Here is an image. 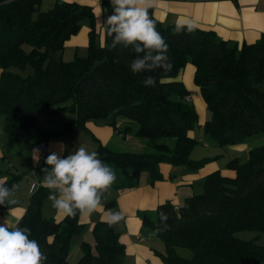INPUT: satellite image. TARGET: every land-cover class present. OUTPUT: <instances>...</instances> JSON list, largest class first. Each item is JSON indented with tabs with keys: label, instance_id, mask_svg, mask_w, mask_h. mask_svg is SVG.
Instances as JSON below:
<instances>
[{
	"label": "trees",
	"instance_id": "obj_1",
	"mask_svg": "<svg viewBox=\"0 0 264 264\" xmlns=\"http://www.w3.org/2000/svg\"><path fill=\"white\" fill-rule=\"evenodd\" d=\"M42 0H0V115L6 135L3 158L16 142L30 130L38 131L44 140L59 133L84 127L89 120L115 127L119 119L137 125L135 135L146 139L150 151H115L99 144L94 152L104 163H110L133 177L146 172L150 183L162 178L161 163L184 166L195 171L211 157L192 159L190 153L197 140L190 131L198 125V112L184 85L181 73L187 63L194 66L192 81L199 90L210 118L203 133L219 147L240 143L264 133V32L251 42L229 43L212 29L195 25L176 31V23L164 24L149 16L166 41L171 68L134 74L131 63L136 53L121 45L112 47V36L103 22V43L96 38L93 7L76 1H57L53 7L39 10ZM104 21L112 14L110 0H100ZM90 31L85 56L56 59L52 55L78 33L82 20ZM25 45L30 49L26 50ZM25 76L13 69L24 71ZM156 83L146 86L147 77ZM65 112L71 118H63ZM61 121V131L40 127L39 114ZM174 138L173 145L163 141ZM36 144V143H35ZM34 146V145H33ZM10 155V154H9ZM232 176L220 170L207 174L200 193L193 194L175 207L170 201L159 204L154 217L140 213L144 227L164 245L155 253L163 264H261L264 245L259 235L244 239L240 231L264 233V145L252 147L248 158L228 161ZM22 172L0 169L6 186L20 182ZM49 190L39 186L13 227H27L45 257L43 264H69L72 238L85 224L79 214L60 220L43 215ZM104 208L116 205L108 193ZM14 205H9L12 207ZM7 206L0 205L4 214ZM167 215V228L160 213ZM159 229V230H158ZM94 242L80 243L81 255L74 264H124L125 247L120 233L107 221H97L91 228ZM177 248H188L192 256L183 257Z\"/></svg>",
	"mask_w": 264,
	"mask_h": 264
},
{
	"label": "crops",
	"instance_id": "obj_2",
	"mask_svg": "<svg viewBox=\"0 0 264 264\" xmlns=\"http://www.w3.org/2000/svg\"><path fill=\"white\" fill-rule=\"evenodd\" d=\"M57 1H76L91 5L96 24L103 26L105 16L100 0H47V3L53 2L54 5ZM151 7L155 17L164 24L176 23L177 20L191 21L203 29L214 30L218 36L229 43L251 42L264 32V0H153ZM100 19L101 23L98 22ZM89 31L88 22H82L78 33L65 41L63 49L67 47L72 51L78 46H82L87 51ZM99 32L101 41H103L102 27ZM193 72L194 66L187 63L181 73V79L190 90V98L198 112V132L196 133L193 129L189 133L192 137L199 139L200 143L206 147L204 148L206 152L202 153L204 155L195 156L192 149L190 156L195 160L202 157H211V159L195 171L186 170L184 166L161 163L159 170L162 178L153 183H150V177L146 172H142L136 178L131 175L130 171H123L110 163H105L112 168L116 175V181L108 193L109 198L115 199L116 205L111 209H106L103 206L90 217L81 218L85 227L80 234L72 238V247L68 255L69 264H74L80 257L82 241H88L91 244L94 242L91 228L97 221H107L109 210L119 211L123 215V219L113 226L120 233L119 239L125 247L124 264H163L154 250L163 253L164 245L154 233L143 226L140 213L144 212L147 216L154 217L156 207L165 201H170L175 207L181 206L187 197L202 191L203 181L207 174L214 170H220L222 174L232 176L234 171L227 167L230 159L237 158L240 162H244L252 147L264 145V133H258L259 136L256 139H252L251 137L254 136L252 135L246 141L224 148L212 144L210 140L206 142L202 139L204 136L202 126L210 118V112L207 110L198 88L193 84ZM260 87L264 90V81L260 83ZM39 119L41 129L62 130L59 120V124L44 126L42 125L44 122L45 124L56 122H52L46 116H43V121L41 118ZM2 121L3 117L0 115V168L3 169V166L6 165L12 171L23 173L15 195L17 203L12 206L15 208V214L9 216V209L4 214L0 213V225H4L8 219L11 222L10 228L18 223L32 193L39 186H43V169L50 168L46 164V159L50 154L55 153L61 158H66L81 146H84L89 152H94L99 144L107 145L116 151L137 150L134 148H141V150L145 148L146 150L148 148L146 141L135 135L137 126H134L133 123L130 124V128L125 129L126 121L124 119H119L115 127L89 120L84 127L59 133L56 137L48 140H44L41 134L35 130L38 134L37 139H30L29 136L18 140L14 147L6 153L7 156L3 158L6 135L3 131ZM22 140L23 142H21ZM40 141H45L47 153L37 162L33 159V155L39 154L33 150V145ZM127 143L130 144L127 145ZM15 157L19 159L18 164L13 162ZM44 208L47 209V215L44 213ZM42 212L44 216H53L56 220L64 217L57 214L48 197L44 200Z\"/></svg>",
	"mask_w": 264,
	"mask_h": 264
},
{
	"label": "clouds",
	"instance_id": "obj_3",
	"mask_svg": "<svg viewBox=\"0 0 264 264\" xmlns=\"http://www.w3.org/2000/svg\"><path fill=\"white\" fill-rule=\"evenodd\" d=\"M112 14L104 23L112 36V47L121 45L131 48L137 55L131 63L134 74L153 72L157 69L168 71L171 68L168 45L157 31L156 24L150 18L148 9L153 0H110ZM189 31L195 28L191 21H176V31L184 27ZM146 86L156 83L151 76L144 81ZM33 159L39 161V155ZM50 168L43 169V186L49 190L48 200L58 215L81 218L90 217L103 207L106 193L116 181L112 168L98 158L96 152H89L84 146L79 147L66 158L55 153L46 159ZM7 177L0 178V205L7 206L9 216L15 214L16 192L19 185L6 186ZM167 215L160 213V220L166 224ZM123 219L119 211L109 210L107 222L110 226ZM7 219L0 225V264H43L45 257L35 239H30L31 230L19 226L10 228ZM159 230V229H158Z\"/></svg>",
	"mask_w": 264,
	"mask_h": 264
},
{
	"label": "rangeland",
	"instance_id": "obj_4",
	"mask_svg": "<svg viewBox=\"0 0 264 264\" xmlns=\"http://www.w3.org/2000/svg\"><path fill=\"white\" fill-rule=\"evenodd\" d=\"M51 7H53V2H48L47 3V0H42L41 1V3L39 4V10L40 11H45V10H47V9H49V8H51ZM103 10V9H102ZM103 14H104V16H105V11L103 10ZM84 21H87V20H82V22H84ZM98 22H100L101 23V19H100V21H98ZM100 25V26H99ZM100 27H102V29H103V26H102V24H96V30H97V32H98V37L96 38V42L98 43V44H101L103 41H101V36H100ZM25 48H26V50H29L30 49V46L29 45H25ZM64 50V51H63ZM74 53H77V55L78 56H85L86 55V48L85 47H82V46H78L77 48H75V49H73L72 51L70 50V49H68L67 47L65 48V49H62L61 51H57V52H55L52 56L54 57V58H56V59H59L60 57H63V59L64 60H69V59H71L72 57H73V55H74ZM14 71H17V72H19L20 74H22V75H26V74H28L29 72H30V68L28 67L26 70H24V71H19V70H16V69H13ZM264 81V80H263ZM2 116V115H1ZM43 116H47V115H45L44 113H40L39 114V118H41L42 119V121H43ZM73 115L72 114H69V113H67V112H65V114L63 115V118H71ZM47 117H50L51 118V116L49 115V116H47ZM52 122H56V123H50V124H45V122L42 124V125H44V126H50V125H56V124H59L58 123V120L57 119H54V121L53 120H51ZM134 124V126H137L135 123H133ZM198 125H196L195 127H194V131L197 133L198 132ZM30 136V139H37L38 138V134L36 133V131L35 130H30L29 132H28V134H27V136L25 137V138H27V137H29ZM258 136L259 135H254L253 137H251L252 139H256V138H258ZM138 137V136H137ZM24 138V139H25ZM138 138H140V139H142V140H145L146 141V139H143V138H141V137H138ZM198 141H197V143H196V145L194 146V148H193V155H198V156H200L202 153H205L206 151H205V149L204 148H206V147H204L201 143H200V141H199V139L197 138V137H195ZM23 139V140H24ZM120 139H122V138H120ZM202 139L204 140V141H206V142H208L207 140H210L211 141V143L212 144H214V145H216V143L214 142V140L212 139V138H210L208 135H206V134H204V136L202 137ZM23 140L21 141V142H23ZM163 141H165V142H167V143H169L170 145H173V142H174V138H172V137H169V138H164V140ZM43 142H45V141H43ZM46 144V143H45ZM128 144H130V143H127V145ZM47 146V145H46ZM210 146H211V144H210ZM216 146H218V145H216ZM220 148H224V147H220ZM134 149H137V150H130V149H128V150H123V151H134V152H142V151H150V148L148 147V148H146V150H145V148L144 149H142L141 150V148H134ZM14 150V149H13ZM116 151V150H115ZM202 155H204V154H202ZM13 162H15V163H17L18 164V162H19V159L18 158H14L13 159ZM4 168V170H6L8 167L6 166V165H4L3 166ZM1 169V168H0ZM46 212H47V209H45L44 208V213L46 214ZM47 215V214H46ZM46 217H49V216H46ZM237 235L239 236V237H241V238H244V239H249V238H252V237H255V236H257V235H259V237L256 239V241H257V243H259V244H263L264 245V233H258V232H256V231H248V230H245V231H240V232H238L237 233ZM177 250V252H178V254H180L181 256H183V257H187V258H190L191 256H192V253H191V251L188 249V248H177L176 249ZM261 264H264V260L262 261V263Z\"/></svg>",
	"mask_w": 264,
	"mask_h": 264
},
{
	"label": "built area",
	"instance_id": "obj_5",
	"mask_svg": "<svg viewBox=\"0 0 264 264\" xmlns=\"http://www.w3.org/2000/svg\"><path fill=\"white\" fill-rule=\"evenodd\" d=\"M33 150L39 154L40 158H44L46 153H47V146H46L45 142L40 141V142L34 144ZM255 264H257V263H255Z\"/></svg>",
	"mask_w": 264,
	"mask_h": 264
}]
</instances>
